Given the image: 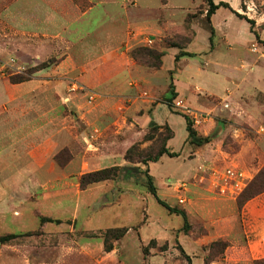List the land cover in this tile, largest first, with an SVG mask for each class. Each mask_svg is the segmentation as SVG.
I'll return each mask as SVG.
<instances>
[{"label":"rangeland","instance_id":"1","mask_svg":"<svg viewBox=\"0 0 264 264\" xmlns=\"http://www.w3.org/2000/svg\"><path fill=\"white\" fill-rule=\"evenodd\" d=\"M26 1L0 0V82L12 93L17 90L16 85L42 80L41 84L46 86L40 90L53 94L51 104H55L54 119L58 125L54 141L60 147L51 157L56 171L42 169L31 182L32 192L17 193L12 208L0 217V236L18 235L0 244V264H264L260 253L264 251V243L261 245L264 242V193L247 202L245 199L247 189L264 168V158L255 157L251 152L244 160L236 162L221 155L216 148L205 147L206 144L201 147L191 144L182 116H189L197 136L208 138L209 142L217 135L216 122L225 128L226 121L233 122L231 116H238L242 120V125L236 123L242 131L238 140L264 143L261 132L264 114L242 112L241 115L227 102L204 95L208 92L226 97L227 91L240 93L243 80L257 77L260 71L264 73V0H243L240 13L244 20L254 22L253 31L259 40L252 43L254 37L246 30L249 23L241 21V29L229 20L224 23L229 15L221 9L216 22H222L240 39L232 53L227 51L233 48V43L219 40L217 36L211 48L178 61L172 59L170 51L174 50L169 49L160 71L164 78L168 76L166 80L153 87L131 81L129 87L139 86L131 98L123 96L126 80L119 90L123 95H110L106 87L113 85L111 79L126 65L127 58L142 66L132 58L134 50L158 48L142 38L138 44H132L134 47L127 56L125 48L109 46L102 50L106 35L121 33L114 18L124 23L121 20L125 19L120 20L124 0H102L101 3L99 0H72L70 26L76 45L57 57L52 56L48 46L31 45L35 40L32 34L21 33L26 27L18 26L22 20L17 18V10L23 9ZM28 1L32 7L49 8L47 0ZM135 2L126 1L128 11L137 9ZM162 2L167 3L168 9L160 10L162 15L159 12L155 15L168 27L162 47L176 44L185 47V52L189 48L197 52L198 45L190 46L197 31L211 29L206 20V0H138L137 12H145L146 7L159 9ZM94 5L89 15L81 17ZM27 30L24 32H32ZM217 48L223 50L211 54ZM67 56L68 68H61L62 59ZM11 59H15V65L2 70ZM203 59L206 62L201 63ZM123 79L121 76L120 81ZM173 80L191 85L193 92L189 89L180 96L174 85L177 96L169 106L166 99L171 95ZM37 81L27 85H36ZM196 87L202 89L198 91L199 96L213 103L215 110L201 112L209 106L196 101ZM243 91V100L248 105L264 104V83L247 85ZM45 101L40 100L42 105ZM136 102L141 104L142 113L159 103L154 117L168 123L159 125L153 121L143 133L139 126L131 127L132 118L127 109ZM180 102L183 107L179 106ZM46 107L49 106L46 104ZM52 132V127L42 125L38 135L43 140ZM148 134L151 137L145 140ZM170 135L172 139L166 141L165 137ZM227 137H222L223 146ZM134 145L137 148L131 153L133 160L127 161L126 153ZM165 146L177 156L165 155L160 161L146 165L138 163L144 157L155 156ZM52 149L47 148V154H51ZM11 156H16V152ZM22 157L24 163L28 157ZM112 167L119 169L117 177L81 189L83 175ZM228 170L243 177L230 178L226 175ZM147 171L153 177L157 197L150 191ZM157 198L187 215V229H184V218L170 212ZM0 205L4 209L5 205ZM15 211L20 215H15ZM43 219L49 221L42 222ZM123 227L129 229L128 233L113 242V250L107 251L104 233ZM247 235L257 242L254 253L250 251ZM216 242L221 244L214 245Z\"/></svg>","mask_w":264,"mask_h":264},{"label":"crops","instance_id":"2","mask_svg":"<svg viewBox=\"0 0 264 264\" xmlns=\"http://www.w3.org/2000/svg\"><path fill=\"white\" fill-rule=\"evenodd\" d=\"M47 1L49 3L48 4L49 8L45 10L46 7H43L42 5H37L36 7H32L30 2L27 0L26 5H24L25 7H23V9L17 10L19 12L17 13L18 14L17 18L22 20V22L19 23L18 26L21 29L22 27L24 28L26 27L27 29H29V31H32L25 33L24 31H28L26 28L20 30L24 36H26L28 33L33 35L35 40L31 42V45L39 46V47L43 46V48L44 46H48V50L51 51L52 56L54 55L55 57H57L63 54L64 52H66L68 49H71L74 45H76L74 44L75 34L73 33V31H71V26H70L73 22V17H72L73 3L72 0H47ZM126 1L129 0L121 1L124 7H122L123 18H120V20L125 19V20H121L124 23L121 24L119 23L118 18H114V24L119 25L121 33L119 35L116 34L106 35L105 47L101 49L103 51L107 50L109 46L115 47L116 49L125 48L126 51L125 56H127L129 50L134 47L132 44L134 43L138 44L137 41L144 38V41L152 42L154 45H156L159 51L164 53L163 65L161 69L139 66L135 64L133 61H131L129 58H127L126 65L123 66L120 72L114 78L111 79L113 80L112 82H114L113 85L111 84L108 87H106L110 95L111 94L112 95L115 94L114 96L123 95L121 94L122 92L119 90L123 88L121 86L124 85L123 82L126 80L127 88L124 87L125 93L123 96L131 98L134 97L135 90L139 89L138 88L139 86L132 88L129 87V83L131 81H136V82L141 81L142 85L148 84L149 86L152 87L158 85L159 83L161 84L168 77L166 76V78H164L162 76L163 74L160 73V71L164 68L165 56L170 51L169 49H173L174 52L170 51V54H172V59L174 58V61H176V56L179 54V51L176 48L162 47L161 45L163 38L166 36V31L168 30V27L166 26V24L161 22V19H159L160 17H156L155 15L157 14V12H159L158 14L160 15L161 14L160 10L166 11L168 9L166 8L168 7L167 3L162 2L163 6H161V8L159 9L146 7L145 12L144 11L137 12L140 6L138 0H135L136 1L135 5L137 9H135L134 12H130L128 11L129 8L125 6ZM98 2L101 3L103 1L99 0ZM214 2L215 4L226 3L229 7L220 8L211 17L210 23L207 21V23L211 26L210 30L207 29L208 31H203L200 29L197 31L195 40L190 46L192 45L195 46V44L198 45L199 48H197L196 46V49L198 51L197 52L190 51L189 48L186 51L189 54L192 55L200 54L199 52L201 50L206 48H211L213 46V40L215 36H217V39L219 40H223V39L227 40L229 44L233 43L234 45L232 46L233 48H231L229 51L226 50L228 53H232L235 47L238 46L240 43V39L233 32L227 29L226 26L222 24V22H219L218 24L216 22V19L219 16L220 10L225 9L229 16L225 17L227 19L223 20V22L227 23L229 20L230 22L234 23L238 27V29H241V21L247 23L246 20L237 16V14L242 13L243 1L215 0ZM94 8L95 5L91 7L89 11L83 13L81 17H85L89 15V13H91L94 10ZM204 17L205 15H203V18ZM247 29L250 31L251 35H253L254 41L252 43H254L257 39L255 35L256 33L254 31L253 32L251 31L250 26L247 27L246 30ZM212 30L214 31L213 35H212ZM219 50H223V49L217 48L216 52H211V54L212 53L215 54ZM100 52L101 51H99L98 53ZM184 57H188V56H184ZM68 60H69L68 56L64 57L62 59V65L60 67L62 68L66 66L68 68ZM204 62H206V59L205 60L203 59L201 63ZM208 62L210 61L208 60ZM66 71L67 69L64 70V72ZM215 72H216L215 75L218 76V71ZM260 72L257 77H253V78L247 77L246 80L242 81L243 84L241 85L240 93L236 91L234 92L227 91L226 97L225 96L221 97L208 92H206L204 95H209L211 97H216L218 99H221L222 100L221 103L227 102L229 107L231 106L232 110L235 111L238 110L237 112L240 113L241 115L242 112H245L246 114L250 112H253V114H257V113L264 114V104L256 103L254 105H248L246 100H243V96H244L243 90L246 89L247 85L258 86L261 82L264 83V73H260ZM121 76H124V79L122 81H120ZM41 78L44 77L41 76ZM34 81H28L20 85L14 86L17 87V90L13 91L12 93L7 92L5 90V86L0 82V204L3 203L5 205L4 209L3 208L1 209V205H0V217L4 216V211L12 208L10 206L14 204L13 203L15 201L14 196H17V193L19 192L25 193L26 191L28 193L32 192L33 189H31V182H33V180L36 179V177H38V174H40V171L42 169H45L47 167L48 171L52 173L55 172L57 169L55 165L56 163H54V160L51 159V157L53 158V155L56 154L57 149L60 147L54 141V139L56 138V133H57L56 129L58 125L56 124V119H54V113L56 111L55 109L56 107L55 104L53 103L51 104V98L53 94L51 92H42L40 90L41 87L43 86V84H41L42 80H38L36 85L35 84L30 86L27 85V83H32ZM253 82L254 84H252ZM44 83H47L46 80ZM174 83H175L174 85L177 87V93H179L180 96L185 95L184 91H188L189 89H190L189 91L193 92V90H191L192 89L191 85H188L186 83L184 84L183 82L180 84V82L177 83V81H174ZM253 88L256 89V87ZM201 90L202 89L196 87L194 91V93L195 92L198 93V94L195 93L197 99L196 101L206 102V104L209 106V109L201 110V112L202 111L211 112L215 110V105H213V103L204 99L203 95L199 96V92H201ZM31 99H33L32 103L28 102ZM41 99L44 100L46 99L44 105L41 104L40 102ZM242 100L245 101V103H242ZM13 104H15V106H13ZM46 104L49 107H46ZM158 105L159 103L153 106L152 110L150 109L146 113L145 112L142 113L141 104H139V102L133 103L127 109L128 116L132 118V120H130L131 127L139 126L141 128V132L143 133L147 129L149 124L153 121L159 125L166 123L167 121L164 122L162 119L157 120L154 117V111H156ZM231 117L233 122H230V120L226 121L225 128H223L218 124V122H216V124H214V127L217 132V135L215 134V136L212 137L211 142H209L208 144L204 143L206 145L204 144L203 145L208 148H213V149L216 148V151H218L221 155L227 156L236 162H240L242 159L244 160V156L245 155L248 156L251 152L256 154L255 157L264 158V143H261V145H259L257 144L258 142L255 143L254 141L248 139L238 140V138L241 136L240 134L242 133V131L241 129L236 127L237 125L236 123L241 124L242 120H240V117L238 118V116H231ZM42 125L52 127L53 129V132L43 140L38 135V132L41 131ZM220 135L222 137L223 136L227 137L228 135H230L238 144L241 145L240 151L236 154H229L224 152L222 149L223 141ZM47 148L48 149L53 148L52 152H49L51 154H47L48 152ZM14 151L16 152V156L12 157L11 154ZM43 154L49 155L48 158H46L47 155H43ZM22 156L28 157V159L26 158V161H24V163L22 162L23 160ZM247 160H249V157L247 158ZM50 161L51 163H49ZM254 170L258 171L256 166H254ZM24 185H28V188L27 189L24 188ZM262 197H264V195ZM14 214L20 215V213L16 211ZM262 239L264 238L262 237ZM247 243L251 247L250 251L254 253L256 251L255 247H257V242L255 241V239L251 240L250 236L247 235ZM263 243L264 242L262 241L261 245H263ZM260 253L262 254L261 257H264V251Z\"/></svg>","mask_w":264,"mask_h":264},{"label":"trees","instance_id":"3","mask_svg":"<svg viewBox=\"0 0 264 264\" xmlns=\"http://www.w3.org/2000/svg\"><path fill=\"white\" fill-rule=\"evenodd\" d=\"M215 0H206V4L208 6L207 11H206V17L207 21L210 23L211 17L220 9V8H228L229 6L226 3H220V4H215ZM243 1V0H242ZM238 17L242 18L240 14H237ZM244 19V18H242ZM247 23L250 24L251 31L253 32V24L254 22L245 19ZM214 34V31L212 30V35ZM256 38L259 40V37L257 34ZM173 48H177L181 51L180 54L176 56V61H178L181 57L184 56H193L192 54H189L188 52H185L184 49L185 47H179L178 45H170ZM132 58L136 60V62L142 64L147 67L151 68H156V69H161L163 65V57L164 53L160 52L158 50H150V49H136L132 52L131 54ZM23 82V81H22ZM175 86L173 83L170 84V97L166 99L168 102L169 106H171L173 100L176 98L177 94L175 93ZM186 121V130L188 132V138L191 140V144H197L198 146H202L204 143H209L208 138H199L197 136V131L194 128L193 121L189 116L182 115ZM153 123V122H152ZM157 126V125H156ZM167 130H169V126H165ZM170 131V130H169ZM151 137V134H148L145 136V140H149ZM172 139V136H167L165 137L166 141H170ZM137 146L134 145L132 146L126 153V160L130 161L132 159L131 153L133 150H136ZM241 145L238 144L231 136L227 137L226 143L223 146V150L225 152L231 153V154H236L240 151ZM232 150V151H231ZM169 156V157H176L177 154L174 152H171L168 146L162 147L153 157H148V158H143L142 160H139L138 163L141 164H148L149 162L151 163H156L160 161V159L163 156ZM58 157V156H57ZM119 169L117 167H112V168H106L103 170H99L96 172L88 173L85 174L81 177L80 179V187L82 190H85L88 186L112 180L113 178L117 177L116 173ZM147 178H148V183L150 185V191L151 193L157 197V190L155 189V186L153 185V177L149 174V171H147ZM246 189V188H245ZM254 189H256L254 191ZM264 193V168L259 171L258 175L255 178V181L249 186L245 193V199L246 202L252 200L253 198L261 195ZM158 199V198H157ZM158 202L166 207L170 212L177 213L181 215L184 218V229H187L189 226L188 224V218L187 215L184 212H178L176 210H173L168 204L165 202L161 201L158 199ZM49 219V218H48ZM49 220H42V222H48ZM129 229L127 228H112L108 229L104 233V241H105V246L107 251L113 250V242L121 240L123 237L126 236L128 233ZM18 238V235L16 234H6L3 236H0V244H6L9 241ZM221 242H216L214 245H220Z\"/></svg>","mask_w":264,"mask_h":264},{"label":"built area","instance_id":"4","mask_svg":"<svg viewBox=\"0 0 264 264\" xmlns=\"http://www.w3.org/2000/svg\"><path fill=\"white\" fill-rule=\"evenodd\" d=\"M15 63H16L15 59H11L6 65L3 66L2 70H5L7 67H12V66H14ZM181 103H182V102L179 103V106H182ZM182 107H183V106H182ZM261 132L264 133V128L261 129ZM226 175H227L228 177H230V178H235V177H236V178H237V177L242 178V177H243V174H238V175H237V174H235L234 172H232V171H230V170H228V172L226 171ZM223 191H224V190H222V192H223ZM180 202H181V203H184V200H181Z\"/></svg>","mask_w":264,"mask_h":264}]
</instances>
